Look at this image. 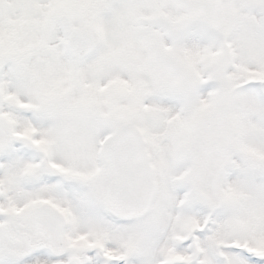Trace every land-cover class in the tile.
<instances>
[{
    "label": "snow or ice",
    "instance_id": "1",
    "mask_svg": "<svg viewBox=\"0 0 264 264\" xmlns=\"http://www.w3.org/2000/svg\"><path fill=\"white\" fill-rule=\"evenodd\" d=\"M0 264H264V0H0Z\"/></svg>",
    "mask_w": 264,
    "mask_h": 264
}]
</instances>
